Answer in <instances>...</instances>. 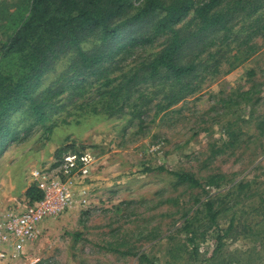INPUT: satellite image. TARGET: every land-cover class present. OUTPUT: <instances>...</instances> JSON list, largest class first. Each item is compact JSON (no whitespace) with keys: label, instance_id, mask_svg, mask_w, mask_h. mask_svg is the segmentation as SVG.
<instances>
[{"label":"rangeland","instance_id":"rangeland-1","mask_svg":"<svg viewBox=\"0 0 264 264\" xmlns=\"http://www.w3.org/2000/svg\"><path fill=\"white\" fill-rule=\"evenodd\" d=\"M20 5L26 10L27 0H0V41L13 32ZM161 42L134 48L125 59L119 56L114 66L121 68L110 76L127 72L141 56L159 50ZM97 43L98 36H92L82 47L89 50ZM237 43L210 49L221 50L216 57L222 59L219 71L207 75L197 92L164 111L157 112L156 104L162 100V95L152 94L157 87L147 84L140 91L152 101L141 117L133 108L110 118L93 113L102 89L101 80L89 76L85 96L72 95L68 88L56 98L64 109L51 111L58 122L51 134L42 125L25 130L33 124L26 104L12 112L11 128L20 135L0 146V220L11 206L28 200L27 189L37 183L33 172L59 170L55 153L62 146L72 145L75 152L91 150L96 163L87 176L73 178L71 206L47 218L24 253L6 264H140V253L155 264H208L215 234L209 233L195 262L182 250L181 232L195 199L205 196L199 187L177 184L170 170L201 178L223 173L250 182L234 207L248 221L253 218L252 206L264 199V30L252 36L249 46ZM75 55L72 50L55 62L34 95L53 86ZM160 166L164 169H157ZM230 214L221 213L223 227ZM210 264H264V248L247 237L228 239L223 254Z\"/></svg>","mask_w":264,"mask_h":264},{"label":"trees","instance_id":"trees-1","mask_svg":"<svg viewBox=\"0 0 264 264\" xmlns=\"http://www.w3.org/2000/svg\"><path fill=\"white\" fill-rule=\"evenodd\" d=\"M27 2L26 10L20 5L13 15V32L0 41V146L19 139L20 132L11 128L10 115L25 104L33 120L25 130L42 125L51 134L58 123L51 111L64 109L58 106L56 98L68 88L72 95L85 96L84 83L89 76L101 80L99 88L102 89L98 104L92 107L93 113L110 118L133 108L136 116L141 117L143 108L152 101L140 91L147 84L157 87L152 94L162 95L156 104L157 112L169 109L197 92L207 75L219 71L222 59L216 57L221 50L210 49L229 41L249 46L252 36L264 30V0ZM92 36H98V43L89 50L84 49L82 43ZM160 39L159 50L141 56L127 72L110 76L121 68L114 66L119 56L125 59L132 49L152 46ZM253 48L251 45L250 49ZM72 50L76 55L54 83L58 85L34 95L43 76ZM68 151L75 152L74 147L65 145L56 151L59 163ZM170 173L177 184L199 187L205 196L195 199L181 227L185 233L182 250L191 253L195 262L210 232L215 234V247L208 264L223 254L228 239L243 236L264 248V199L252 206L251 221L234 209L250 188V182L235 180L223 173L206 178L189 171L170 170ZM42 195L36 185H31L26 192L30 202ZM227 211L231 214L228 225L223 227L221 213ZM138 258L140 264H155L146 253L138 254Z\"/></svg>","mask_w":264,"mask_h":264},{"label":"built area","instance_id":"built-area-1","mask_svg":"<svg viewBox=\"0 0 264 264\" xmlns=\"http://www.w3.org/2000/svg\"><path fill=\"white\" fill-rule=\"evenodd\" d=\"M95 163L96 155L91 150L68 152L63 155L55 174L45 169L33 172L36 186L43 195L34 202L24 200L14 204L0 220V264L19 258L24 253V246L38 236L41 224L71 206L73 178L87 176Z\"/></svg>","mask_w":264,"mask_h":264}]
</instances>
